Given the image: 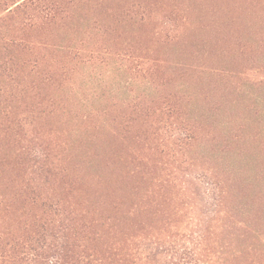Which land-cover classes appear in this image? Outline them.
<instances>
[{"label": "trees", "instance_id": "1", "mask_svg": "<svg viewBox=\"0 0 264 264\" xmlns=\"http://www.w3.org/2000/svg\"><path fill=\"white\" fill-rule=\"evenodd\" d=\"M93 2L104 0H0V264H233L235 256L224 258L221 242L235 226L226 223L235 209L231 192L252 139L264 149V128L251 136L247 131L254 121H223L218 114L226 108L208 95L217 118L216 142L225 144L218 154L232 161L208 174L199 170L189 155L206 119L188 118L201 105L197 92H186L184 84H172L162 72L168 62L171 71L200 72L199 66L170 62L156 48L177 41L174 19L161 24L165 34H154L155 46L135 45L120 37L115 24L96 20L95 27L78 26V11ZM148 14L126 26L150 24ZM81 27L83 36H69ZM256 47L264 48V40L243 49ZM106 71L135 84L132 96L116 110L95 103L80 108L71 89L108 84ZM222 73L215 75L212 95L240 92L223 78L240 73ZM170 84L177 88L166 91ZM254 84H264L263 78ZM231 106L234 114L242 103ZM69 121L77 123L70 128L76 140L64 136ZM139 126L158 132L176 128L175 144L184 148L185 158L167 171L149 164L132 168L133 159H122L113 147L117 140L138 137ZM152 193L158 206L178 203L174 213L186 216L191 229L153 232L150 218L169 213L164 207L151 213ZM237 211L246 215L242 208ZM134 218H140L138 226ZM125 219L128 230L121 227Z\"/></svg>", "mask_w": 264, "mask_h": 264}, {"label": "rangeland", "instance_id": "2", "mask_svg": "<svg viewBox=\"0 0 264 264\" xmlns=\"http://www.w3.org/2000/svg\"><path fill=\"white\" fill-rule=\"evenodd\" d=\"M94 5L97 10L93 13L90 7ZM129 9H131L130 16L117 25L116 18H123V12ZM78 12L81 14L78 19L79 27H95L96 20L104 24H115L122 39L145 47L155 46L154 34L160 32L161 38L165 34V31L162 32L161 24L167 19H174L172 23L180 30L177 41L166 45L157 44L156 48L157 53L170 62H190L199 66L197 70L200 72L171 71L168 62L162 72L171 77L172 84H184V89L189 90L186 91L188 93L197 92L201 105L188 118L198 120L202 115L206 119L205 132L198 135L199 138L190 150L189 156L194 160L196 167L205 174L212 172L218 164L226 166L232 161L229 156L224 159L218 154L220 150H224L225 144L220 147L222 140L216 142L218 134L212 124L217 118L213 105L206 101L208 95L213 100L218 99L226 108L225 112L218 114V118L222 117L223 121L230 118L235 122H240L242 118H246L248 122L254 121V127L248 128L247 131L248 134H252L251 136L259 128H264V84L260 85L261 87L254 84L255 80L262 78L264 82V48L256 47L254 51L243 49L246 44H258L264 40V0H104L102 4L93 2ZM143 13H149L150 24L137 28L126 26L133 21H140ZM96 32L97 30H94V33ZM83 35L82 27L80 31H71L69 34L77 39ZM209 67L221 71L214 73ZM228 70H236L240 73L235 78L229 77L228 74L223 77L232 82L230 84H236L240 92L214 91L213 95L217 93V96H213L211 89L216 88L214 84H217L218 79L215 75H223L222 72ZM103 77L108 84L104 82L94 85L77 84L73 90L71 89V96L80 104V108L95 103L108 110H116L117 104L127 100V96H132L133 88L136 90L135 84H127L126 76L106 71ZM172 84L166 91L177 88H173ZM141 90L137 89V92L141 93ZM211 98L209 100H212ZM236 101H240L242 107L238 106L232 114L231 104ZM76 124L69 121L64 125L66 126L65 131L63 130L64 136H71L73 140L78 139V134H72L70 130L71 127H77ZM144 128L148 127L144 126ZM173 129L176 128L166 127L158 132L153 128L142 130L139 126L136 131L138 137L117 140L113 150L124 160L133 159L132 168L134 165L139 167L149 164L160 169L164 168L166 171L170 170L178 160L185 158L182 156L184 148L175 144L177 138ZM66 130L70 131L66 132ZM252 140L254 143L250 144L243 156L240 169L242 175L237 182L239 184L232 190L229 201L235 209L226 223L235 226L231 233L227 237L222 236L223 240H221L225 244L224 258L231 260V257L235 256L233 264H264V149L263 146L258 145V142ZM239 165L240 163L236 162V166ZM139 198L135 197L133 202L138 203ZM155 200H159V197L152 193L151 198L148 199L152 204L149 206L151 213L159 207L162 209L164 207L169 215L150 218L149 224L154 226L153 232L171 231L175 234L179 231L178 228L181 232L185 231L184 228L188 225L186 216L174 213L178 203L167 207L158 206L152 203ZM236 208L245 210L246 215L238 213ZM121 221H124L122 225ZM121 221V227L128 230L127 220ZM139 223L140 218H134V226H138ZM191 227L188 225V228Z\"/></svg>", "mask_w": 264, "mask_h": 264}]
</instances>
